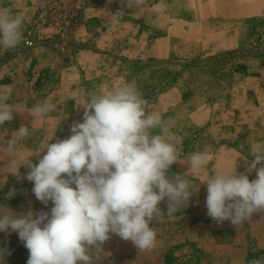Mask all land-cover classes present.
Returning <instances> with one entry per match:
<instances>
[{"label":"rangeland","instance_id":"rangeland-1","mask_svg":"<svg viewBox=\"0 0 264 264\" xmlns=\"http://www.w3.org/2000/svg\"><path fill=\"white\" fill-rule=\"evenodd\" d=\"M5 7L25 24L21 43L0 50V86L12 85L8 103L19 113L0 126V176L7 175L0 205L17 214L52 207L32 192L25 178L30 169L20 167L19 177L7 173L4 146L20 126L30 128L20 142L29 155L71 135L89 93L133 83L147 101L146 111L159 113L174 134L180 151L169 176L185 174L192 191H199L171 217L165 213L150 224L157 234L153 250L139 251L110 234L103 252L93 250V264L264 259V211L238 226L217 224L205 204L211 175L236 170L256 179L248 167L252 149L264 147V0H146L140 8H127L123 0H0ZM45 99L56 104L55 111L34 119L29 109ZM198 151L206 152V164L194 172L189 158ZM167 203H160L161 210L166 212ZM0 249L4 264H27L29 252L16 232H0Z\"/></svg>","mask_w":264,"mask_h":264},{"label":"clouds","instance_id":"clouds-1","mask_svg":"<svg viewBox=\"0 0 264 264\" xmlns=\"http://www.w3.org/2000/svg\"><path fill=\"white\" fill-rule=\"evenodd\" d=\"M127 8H140L146 0H123ZM24 18L11 8H0V50L16 48L23 40ZM10 84L0 86V126L14 119L15 106L8 103ZM147 101L133 83L108 92H92L84 106L82 122L71 125V135L46 142L25 155L20 142L30 136L29 126H20L6 142L7 173L19 177V169L30 171L25 178L48 212L17 214L0 205V232H16L29 252L27 264H93V250L103 252L110 234L130 241L139 251L156 247V231L150 224L165 213L171 217L194 192L183 175L169 176L178 160L175 137L159 113L146 111ZM49 99L34 104V119L55 111ZM154 129L159 132L153 134ZM40 153H44L40 156ZM32 156L40 157L33 163ZM247 174L216 173L207 185V214L217 224L234 226L264 211V147L252 149ZM206 164V152L190 155L188 169L198 172ZM259 165V167H258ZM14 169V170H13ZM3 186L7 175L0 176ZM15 191L8 193L12 198ZM167 199L166 212L160 203ZM0 249V264H4ZM251 264H264L257 259Z\"/></svg>","mask_w":264,"mask_h":264},{"label":"built area","instance_id":"built-area-1","mask_svg":"<svg viewBox=\"0 0 264 264\" xmlns=\"http://www.w3.org/2000/svg\"><path fill=\"white\" fill-rule=\"evenodd\" d=\"M28 44H29V46H33V42L31 41V42H28Z\"/></svg>","mask_w":264,"mask_h":264}]
</instances>
